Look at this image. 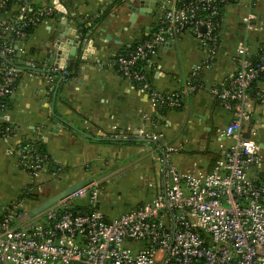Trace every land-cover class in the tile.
Returning <instances> with one entry per match:
<instances>
[{
	"label": "crops",
	"instance_id": "crops-1",
	"mask_svg": "<svg viewBox=\"0 0 264 264\" xmlns=\"http://www.w3.org/2000/svg\"><path fill=\"white\" fill-rule=\"evenodd\" d=\"M30 1L54 8L59 14L56 19L44 20L36 27L24 45L26 53L31 55L19 62V65H26L32 61L43 70L63 71L69 64L73 42L80 36L74 19L83 22L86 18L107 15L87 36L85 43H80L83 63L79 75L70 82L58 84L57 96L52 101L48 98L51 85L45 75L25 73L11 98L12 108L0 113V122L16 127L10 138L0 139V210L37 182L42 189L34 190V196L24 200L27 203L25 209L34 218L66 198L40 210L71 188L95 181L101 184L97 208L111 214L109 218L117 217L130 206L152 200L162 190L164 166L158 158L162 156L165 143L179 148V153L172 156V162L180 171L204 174L213 169L222 152L232 144L231 140L220 136L219 131L231 123L233 116L210 94V89L231 80L238 72L237 49L244 42L245 33L241 21L249 0H234L224 7L214 60L210 61V53L189 32L157 47L153 57L157 69L152 85L158 93L169 95L183 89L193 68L206 66L201 73L204 88L194 94L182 95L180 108L164 116L157 115L154 102L147 93L119 76L113 60L156 28L163 10L172 0H154L156 14L140 15L136 23L130 21L129 7L139 9L140 3L134 1L135 4H131L132 0ZM142 1L145 11H149L146 8L148 0ZM253 1L257 28L248 37L250 57H256L264 45V0ZM17 10L18 6H14L13 11ZM10 20L11 15H0V29ZM67 25L71 26L68 34L65 32ZM108 35L110 39H107ZM249 111L246 138L258 144L263 165L251 168L248 175L264 184V105L251 98ZM77 130L97 139L117 131L132 136L139 132L145 135L161 133L164 139L157 142L133 139V144L118 145L94 141ZM36 138L44 143L57 171L43 173L37 179L20 169L17 153L22 143ZM105 172L108 174L101 176ZM95 177L99 179L94 180ZM106 184L120 190L122 186L135 189L144 200L131 202L128 207L125 204V208L119 206L121 209L118 207L116 211L107 199L102 198ZM78 201L74 203L75 208H87V200L84 203Z\"/></svg>",
	"mask_w": 264,
	"mask_h": 264
},
{
	"label": "built area",
	"instance_id": "built-area-1",
	"mask_svg": "<svg viewBox=\"0 0 264 264\" xmlns=\"http://www.w3.org/2000/svg\"><path fill=\"white\" fill-rule=\"evenodd\" d=\"M10 1L0 0V12ZM19 1L26 2L18 6L19 20L26 19V24L37 26L39 17L56 10L48 8L31 16L27 0ZM233 2L172 0L163 10L157 30L113 63L116 72L147 93L156 110L179 108L182 95L204 88L201 73L206 66H195L183 89L169 95L158 93L147 77L157 69L153 58L157 47L189 32L210 53V61L214 60L221 10ZM256 22L254 1L249 0L241 21L245 33L237 49L238 72L231 80L210 89V94L233 116L231 123L219 131L232 144L211 171H180L172 162L179 148L165 143L158 158L164 166L162 190L152 200L117 217L108 218L97 208L101 184L95 181L34 218L25 209L24 200L13 202L0 210V264H264V184L248 175L251 168L263 165V157L258 144L245 134L250 119L249 90L264 75V47L258 62L251 60L248 47ZM10 30L16 33L15 45L4 44L0 57L9 58L17 52L25 56V34L14 25ZM26 65L39 68L32 61ZM20 72L18 68H8L0 81L1 114L2 99L13 96ZM45 77L52 87L54 77ZM260 88L256 99L264 105V82ZM11 132L7 129L3 139L10 138ZM111 135L115 139L148 142L164 139L161 133L139 132L132 136L117 131ZM17 153L18 166L33 178L48 172L47 156L33 154L32 148L21 146ZM36 184L35 190H41ZM78 200H87L89 210L75 208Z\"/></svg>",
	"mask_w": 264,
	"mask_h": 264
},
{
	"label": "trees",
	"instance_id": "trees-1",
	"mask_svg": "<svg viewBox=\"0 0 264 264\" xmlns=\"http://www.w3.org/2000/svg\"><path fill=\"white\" fill-rule=\"evenodd\" d=\"M24 3H26V2L25 1H19V0H11L7 4L5 9L0 12V15H3V14L11 15V20L8 23H6L3 27H1V29H0V51L3 50L4 44H6L7 46H10V47L15 45V42L17 39L16 33L10 30V27L13 25L19 31H21L25 34L24 43H27L31 39V37L33 36V34L36 30V27L38 25L36 26V25H32V24H26V22H27L26 19L19 20V17H20L19 11L18 10L13 11L14 6L23 5ZM27 3L29 4V8L32 10L29 13L31 16H33V15L36 16V15H38L39 12H41L45 9H48L46 7L38 6L35 2L30 1V0H27ZM223 9L224 8H222V10H221V16L219 18L220 23L222 21ZM106 15L107 14L105 13V14L101 15L100 17H98L97 19L86 18V20H84L83 22H80L79 19H77V20L74 19L78 25V29H79V33L81 35V41L82 42H84L86 40V38H87V36H89V34H92L94 32L95 27L97 25L101 24L103 19L106 18ZM57 16L59 17V14L57 13L56 10H54L52 15L44 14L43 16L39 17V23L38 24H40L41 22H43L44 20H47V19H53V18L56 19ZM158 25L156 26L155 29H153L151 31V33H149V35L141 37L138 41H135L129 48H126L125 51L123 50L122 52H120L114 58L113 63L120 56L126 57L128 54H130V52L134 48H136V46L142 44L143 41L148 39L149 36L152 35L157 30V28L159 27ZM263 47H264V45L260 48L259 54L256 57H251V60L253 62H258V60L260 58V53H261V50ZM18 54H19L18 52L14 53L12 56H9V58L0 57V69H2L4 72L3 75H0V81L6 76L8 68H11V67H13V68L15 67V68H18L21 70V72L19 73V76L15 80V83H14L15 88L17 87L20 78L25 73L33 74V75L42 74L45 76H52V77H54V84L51 87L52 91L50 89L49 90L50 93H48V98L50 99V101H52V99L54 97V93L56 91L58 84L61 82L60 85H62L64 83L70 82L71 80L76 78L79 75L80 67L83 63L82 58H81L82 51L80 50L77 58L74 61H70L69 64L67 65V67L65 68V70H63V71H58L56 69L43 70L41 67L32 69V68L28 67L27 65H22V64L19 65V62L24 61V58L26 60L27 57L29 55H31V53H26L25 56L20 55V54L18 55ZM153 74H154V72L148 74V76H147L148 80L151 84H152ZM263 82H264V75H260L259 79L253 83L251 89L249 90V95L252 99L256 100V92L261 89L259 87V84L263 83ZM11 98H12V96H6L2 99L1 111L5 112V111L12 108ZM179 108H176V109H168V108L158 109L157 115L158 116H164L169 111L177 110ZM7 129L12 131L10 134V136H12L16 130V127L14 125H11V124L6 123V122H0V139H3L7 135ZM103 139H104V141H102V142L110 143V144H118V145H128V144H133L135 142V140H133V138L128 139V140L115 139V138H113L112 135H107L106 138H103ZM20 146L22 148H32L33 154L43 156V157L47 156L48 160L46 162H47V166H48V173H50V174L57 173V171L55 170L54 164L51 163V158H50L49 154L47 153V150H46L44 143L39 138H36L35 140H28V141L22 143ZM33 162L34 161L32 160L30 163H33ZM23 166L25 167V164H23ZM36 188H37L36 183L31 185L20 196L19 201L32 198L34 196L32 192ZM81 210H89V209L86 208V209H81Z\"/></svg>",
	"mask_w": 264,
	"mask_h": 264
},
{
	"label": "water",
	"instance_id": "water-1",
	"mask_svg": "<svg viewBox=\"0 0 264 264\" xmlns=\"http://www.w3.org/2000/svg\"><path fill=\"white\" fill-rule=\"evenodd\" d=\"M134 1H136V4H137V2L140 3V8L137 9V8L133 7L132 5H130L129 8H130V11L132 12V17H131L130 21H131L132 23H136V21H137V19L139 18L140 15L150 16V15H155V14H156V12H155L156 4H155V1H154V0H148V1H146V2H148V4H146V5H148V6H146V8L149 9V11H147V12L145 11V5H144V3H143L142 0H132L131 4H132V3L135 4ZM144 1H145V0H144ZM157 3H158V2H157ZM153 12H154V13H153ZM64 20L67 21L66 18H64ZM60 23L65 24L64 21H60ZM70 31H71V26H70V25H67V26H66V31H65L66 34L70 33ZM110 38H111V36L108 35V36H107V39H110ZM80 43H81V44L83 43V42L81 41V35H80L79 37H77V38L75 39V41L73 42L72 50H71V52H70V56H69L70 61H74V60H75V58H76L75 56H76L77 52L79 51ZM84 43H85V42H84ZM75 45H76V46H75ZM77 46H78V47H77ZM88 47H89V45L86 46V49H85V50H87ZM18 55H19V54H18ZM60 84H61V82L59 83V85H60ZM59 85H58V87H57V89H56V91H55V93H54V97L57 96V91L59 90ZM77 131H78L79 133H81L82 135H84L85 137H87V138H89V139H92V140H94V141H97V142H102V141H104V139H97V138H94V137H92L91 135L86 134V133H84V132H82V131H80V130H77ZM138 141L141 142L142 140H138ZM91 182H92V181H88L87 183H81V184H79V185H77V186L71 188L69 191L63 193L62 195H60L59 197H57L56 199H54L53 201H51L48 205L42 207L40 210H41V211H42V210H46L47 207H49L52 203H54V202H56V201H59L60 199L66 197V196H69L71 193H73V192L76 191L77 189H80V188H82V187H85L86 185L90 184ZM49 208H50V207H49ZM31 215H33V214H31ZM31 217H32V216H31Z\"/></svg>",
	"mask_w": 264,
	"mask_h": 264
},
{
	"label": "rangeland",
	"instance_id": "rangeland-1",
	"mask_svg": "<svg viewBox=\"0 0 264 264\" xmlns=\"http://www.w3.org/2000/svg\"><path fill=\"white\" fill-rule=\"evenodd\" d=\"M107 174H108V172H105V173L101 174V176H105ZM97 179H99V177H95L94 178V180H97ZM39 185H40V189H42V185L41 184H39ZM105 186L106 187L102 191V198L107 199V202H109L111 206L116 208V211L119 210V209H117L119 206H122V207L125 208L126 207L125 204H128L127 205V207H128V206H130V204H132L131 202H138V201L144 200V199H142L143 195L140 192L138 193L135 189H132V188L128 189V188H125V187L122 186V189L120 190V189H118L115 186H112V185L109 186V184H106ZM117 186L119 187L120 184H118ZM19 198L20 197H18V199H16L15 201H12L11 203L19 201ZM78 202H83L84 203L86 201H84V200L81 201L80 200ZM23 203L26 206V204H27L26 201H24ZM134 206H136V205L130 206V207H128V209L132 208ZM119 208L121 209V207H119ZM100 211L104 215H106L107 217L108 216H112L111 214L106 213L105 211H103V209H101ZM110 218H114V217H110Z\"/></svg>",
	"mask_w": 264,
	"mask_h": 264
}]
</instances>
